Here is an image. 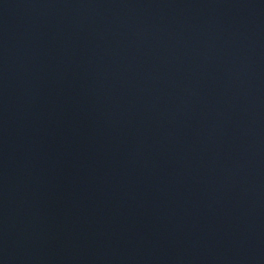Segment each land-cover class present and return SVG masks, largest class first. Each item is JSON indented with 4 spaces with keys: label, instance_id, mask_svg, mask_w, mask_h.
Returning <instances> with one entry per match:
<instances>
[{
    "label": "water",
    "instance_id": "95a60500",
    "mask_svg": "<svg viewBox=\"0 0 264 264\" xmlns=\"http://www.w3.org/2000/svg\"><path fill=\"white\" fill-rule=\"evenodd\" d=\"M0 264H264V0H0Z\"/></svg>",
    "mask_w": 264,
    "mask_h": 264
}]
</instances>
